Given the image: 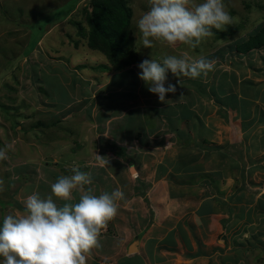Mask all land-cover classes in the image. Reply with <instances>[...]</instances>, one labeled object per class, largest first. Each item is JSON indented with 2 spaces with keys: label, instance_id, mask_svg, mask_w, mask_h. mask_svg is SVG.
Wrapping results in <instances>:
<instances>
[{
  "label": "rangeland",
  "instance_id": "rangeland-1",
  "mask_svg": "<svg viewBox=\"0 0 264 264\" xmlns=\"http://www.w3.org/2000/svg\"><path fill=\"white\" fill-rule=\"evenodd\" d=\"M263 1L223 0L233 23L226 25L222 31L213 29L214 35L205 38L195 49L187 45L168 46L160 42H154L150 49L143 48L136 27V20L149 10L148 0H125L131 9V17L127 44L122 50L125 52L120 56L113 51L105 53L99 46H89L90 39L95 40V34H91L93 29L84 17L85 13L77 16L78 9L74 8L56 16L54 22L47 24L46 30L44 28L35 43L29 40L33 30L29 25L32 22L43 21L49 13L72 8L75 5L72 0H0V148L6 154H12L10 158L7 156V160H0V181L3 182L0 184V218L9 213L6 206L16 203V194H25L21 189L16 193L11 182L21 175L20 171H15L19 164L18 158L22 155L28 158L36 139L43 142L31 132L41 122L53 123L59 133L69 135V138L56 135L52 142H70V139L74 142L89 138L92 156L87 160L91 162V169L96 171L103 166L111 169L113 164L119 165L126 161L130 164L134 159H140V151H146L149 146L160 143L164 135L173 137L170 133L175 126L180 125V129H185V125L190 124L191 116L205 118L207 115H218L215 109L206 113V107L213 105V100L207 98V93L210 92L213 77L221 73V69L217 70L219 63H259L260 53H249L250 55H243L241 58L236 45L246 40L264 21V10L259 4ZM86 2L88 1L78 0L75 7ZM195 2L201 3L203 0ZM65 18L71 21L68 23ZM77 23H81L84 28L80 30V24ZM215 32H224L226 37L216 40ZM75 39L78 41L76 44ZM94 42L103 49H112L109 37L101 36ZM127 53L136 57V62L124 69H116L113 64L124 62L128 58ZM152 53L158 61H162L167 55H187L194 59L203 56L214 62V70L207 76L202 74L195 79L177 77L169 70L165 87L171 83L176 85L177 91L175 94L168 93V101L161 103L157 95L148 91L145 82L138 75L141 72L138 64L144 59H151ZM254 68L256 69L255 66H249L245 72L252 74ZM198 106L204 108V113L194 115L186 111L189 107L196 111ZM4 108L17 118L16 128H13V123L3 113ZM144 130L151 131L154 140L145 141L147 136L144 135ZM47 134L50 135L49 132ZM178 136L176 133V138ZM75 146L73 144L72 147ZM59 148L60 146L54 149L52 145H42L35 148L34 155L58 161L61 160L60 153H63L57 151ZM26 149L28 150L25 152ZM224 151L227 152V149ZM65 152L68 153V150ZM79 157L81 156H76ZM62 166L64 164L59 163L55 169L60 170ZM244 168L250 175L253 167L248 168L244 164ZM109 169L101 170V179L108 187L112 181L121 182L118 177L121 172L111 174L110 177L105 172ZM79 170L84 172L83 168ZM23 172L24 176L16 181L21 186H28L30 182L37 184L41 179L48 178L47 172L43 170L37 173L38 176L27 169ZM72 174L70 172L68 175ZM262 222L259 223V235L257 229L251 230V241L233 245L234 256L238 260L233 261L231 258L225 264H245V261L247 264H264V221ZM118 232V229L113 230L107 225L102 229L101 235L118 240ZM109 260L106 261L99 254L95 264H115L113 260L106 263Z\"/></svg>",
  "mask_w": 264,
  "mask_h": 264
},
{
  "label": "crops",
  "instance_id": "crops-1",
  "mask_svg": "<svg viewBox=\"0 0 264 264\" xmlns=\"http://www.w3.org/2000/svg\"><path fill=\"white\" fill-rule=\"evenodd\" d=\"M239 53L241 58L259 53L261 57L259 63H219L217 70L221 73L213 77L207 93L213 105L206 107V113L215 109L218 115L191 116L185 129L175 126L170 133L173 137L164 135L160 143L140 151V159L113 164L111 169H91L87 160L92 156L89 138L66 142L57 150L63 152H59L61 160H46L43 156V160L31 163L28 171L35 175L46 171L48 178L28 186L11 182L16 193L21 189L25 194H16V203L6 206L8 214H23L22 201L27 196L37 192L46 198L59 177L71 176V168H83L91 181L84 186L85 191L99 196L120 189L125 195L117 201L118 213L108 223L109 228L118 229L119 239L100 235L98 246L87 254V263L95 264L99 254L118 264L237 261L233 245L251 241V230L257 229L259 235V223L264 221V46ZM249 66L256 67L252 74L245 72ZM198 107L186 111L204 113V108ZM143 133L145 141L154 140L151 131ZM73 144L79 149L73 150ZM78 155L81 157L76 158ZM59 163L64 166L56 170ZM132 164L136 166L135 177L127 169ZM244 164L253 167L250 175ZM103 168L109 169L105 172L110 177L121 172V182L105 186ZM79 196V191H74L67 203H77ZM54 200L60 206L66 203Z\"/></svg>",
  "mask_w": 264,
  "mask_h": 264
},
{
  "label": "clouds",
  "instance_id": "clouds-1",
  "mask_svg": "<svg viewBox=\"0 0 264 264\" xmlns=\"http://www.w3.org/2000/svg\"><path fill=\"white\" fill-rule=\"evenodd\" d=\"M148 3L149 10L136 20L143 48L152 49L154 42H160L195 49L205 38L214 35L213 29L222 31L233 23L223 0H203L201 3L195 0H148ZM138 68L141 69L139 78L145 82L148 91L157 95L159 102L166 103L167 94L177 91L174 84L165 87L169 70L177 77L195 79L213 71L214 62L203 56L194 59L187 55H167L158 61L152 53V58L144 59ZM32 146L28 158L24 155L18 158L15 171L21 172L20 177L32 162L43 160V156L34 155L35 148L42 146L41 142L36 139ZM7 156L10 158L12 154H6L0 148L1 162L7 160ZM127 169L133 177L137 175L134 164ZM72 172L71 176H61L51 184V194L46 198L37 192L27 196L22 201L23 214L4 216L0 223V257L3 258L0 264H87V254L98 246L102 229L115 218L117 201L125 199V195L115 189L110 194L96 196L84 189L91 182L88 173L78 168H73ZM74 191H79V201L67 203L73 199ZM54 197L66 203L60 206ZM109 262L112 261L106 263ZM115 264L118 263L115 261Z\"/></svg>",
  "mask_w": 264,
  "mask_h": 264
},
{
  "label": "trees",
  "instance_id": "trees-1",
  "mask_svg": "<svg viewBox=\"0 0 264 264\" xmlns=\"http://www.w3.org/2000/svg\"><path fill=\"white\" fill-rule=\"evenodd\" d=\"M72 1L75 2V5L72 8L68 10L55 11L53 13H49L47 14L46 17H44L43 21L37 20L35 22H32L29 25L30 28H33L31 37L29 40L35 43L38 40L39 36L41 35L42 31L44 30L47 24L54 22L55 21L54 19L56 16L67 13L74 8L76 10L78 9L77 16H82V13H85L84 17L86 18L87 22L91 25L93 29V31H91V34L93 32L95 34V37H94L95 40L90 39L89 46L90 47L99 46L100 50L105 53L110 54V52L113 51L115 55L121 56L123 52H125L122 50H123V47H125V45L127 44V38H128L127 33H129V21L131 17V9L129 8L125 0H87L88 2H86L84 5H78L79 7H75L78 0H72ZM259 4L264 10V1L263 3H259ZM65 19H67V22L71 21L69 18H65ZM77 24L78 25L80 24L79 25L80 30L84 28L81 23H77ZM215 35H216V38L214 39L216 40L222 37H226V33L224 32H215ZM67 36L71 39V35L69 32H67ZM84 36H86V34H84ZM101 36L103 38L109 37L110 45H112L111 46L112 49H103L100 47V45H96L94 41H98L99 37ZM74 41H75V44L76 42L78 43L76 39ZM261 46H264V21L260 23L258 29H256V31L253 34L249 35L246 40L242 42H238L236 45V48L238 52L246 53L254 48H259ZM127 56L128 58L124 60V62H119V63L116 62L115 64H113L116 67V69H119V70L124 69L128 65L136 62V57H134L133 55H129V54ZM113 61L115 60L113 59ZM3 110H4L3 113L6 114V116L13 123L12 125L13 128H16L15 125L16 126L18 125L17 118H15L13 115L8 113L6 108H4ZM52 120L58 121L55 119H52ZM47 126H49L48 129H46ZM53 126H54L53 123L45 122V124H43L41 122V124H37V127H34L35 129H32L31 132H33L34 136L38 138L40 137L43 140V142L39 140L43 146L49 144V146L52 145L54 149L57 146H61L64 148L66 145L65 141L55 140V142H52V140L55 138L56 135L58 136L61 135L62 138L63 137L69 138V135L68 134L63 135L59 133V131L57 130V127H53ZM65 131L67 133V129H65ZM48 132L50 133V135L47 134ZM72 141L73 140L70 139V142L68 143H73ZM72 149L73 150L79 149V146H77L76 148L74 147ZM27 170H29V168H27ZM22 175L24 176V172Z\"/></svg>",
  "mask_w": 264,
  "mask_h": 264
}]
</instances>
